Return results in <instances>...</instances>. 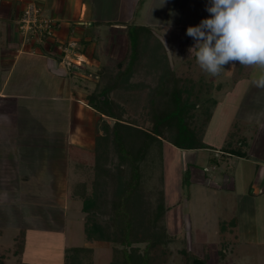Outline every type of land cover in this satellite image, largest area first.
<instances>
[{"label":"rangeland","instance_id":"1","mask_svg":"<svg viewBox=\"0 0 264 264\" xmlns=\"http://www.w3.org/2000/svg\"><path fill=\"white\" fill-rule=\"evenodd\" d=\"M100 1L103 3L101 5L107 4L105 6L107 12L103 13L113 18L115 15L113 12L116 10L112 7L113 0ZM155 2L147 8L142 18H138L142 20L140 24L130 22L126 25L125 31L119 32L121 35L119 56L101 58L102 67L98 69L100 70L99 78L95 77L96 74L78 75L71 72V69L68 70V74H61V69H55L54 66H50L51 74L58 78L57 83L61 78L63 82H66V76H68L75 85V94L80 96V99H85L86 103L97 86L103 87L114 74L124 72L131 58L125 54L129 47L127 33L130 30L131 36L135 35L133 37L137 38L136 29L132 26H143L147 32L146 41L151 44L144 48L141 44L142 46L138 45L136 49L137 55L146 60L136 67L141 75L133 76L130 82L127 79L119 82V88L111 90L109 96L124 107L122 113L124 119L135 123H145L148 126L151 122L148 118V108L145 105L147 99L150 98L149 87L153 85L149 76L157 71V67L158 69L160 67L157 61H151L150 55L151 52L154 53V49L157 50L160 47L162 42L165 48L159 50V55L165 51L164 55H169L176 74L196 84L195 92L199 97L197 116L200 121L202 109L209 105L213 110L216 116L213 119L215 131L211 127L208 129L207 126L204 130V139L206 138L207 142L219 148L181 150L166 142L162 146V161L158 157L156 148L150 151L142 168V182L147 190L154 191L157 187H164L166 210L163 223L170 238L164 246L165 253L160 264H187L183 251L185 249L206 259L208 264H264V169H262L264 161L261 158L262 155L257 153L259 147L255 141L250 142L254 140L253 135L259 129V123L264 119V88H258L253 83L254 79L264 75V69L258 65L246 66L229 63L214 76L204 72L196 61V49L193 48L190 52L195 41L186 33L181 32L180 34L179 32L200 22L208 0H167L160 1V6ZM88 3L89 6H95L97 1L90 0ZM89 10V12L95 11L92 7H89ZM41 14L57 21L54 15L49 14V10H41ZM175 21H177V28ZM0 23L5 31L4 36L0 35L1 49L7 47V42L10 40L7 28L11 26L3 20H0ZM83 23L79 22L80 25ZM106 24L110 25L106 22V27H108ZM171 32L179 33L176 40L175 34ZM142 37L144 36L140 38ZM67 40L71 41L72 38ZM73 40L78 42L76 37H73ZM28 42L32 41L29 39ZM48 46L50 45L46 44L44 48L48 49ZM88 51L89 54L93 52L91 49ZM47 54L56 55L54 52L50 53L49 49ZM2 64L0 61V86L8 71L7 66ZM232 66L235 68L234 72L227 77L226 70ZM29 68V63H25L23 59L14 72L7 91L17 90L21 82V94L30 96L33 92L37 98L18 99L19 102H23L24 105L48 103L47 100L41 98L47 97L46 94L53 89L47 87V79L44 78L46 74L40 75L35 66L32 70ZM98 70L96 69V72ZM63 71H66L65 67ZM243 74L250 77L249 84L243 83V86H246L245 94L238 98L243 100V103L241 100L235 101L237 103L235 104L236 113L231 118L233 108L226 111L228 105H222L221 100L226 98L225 95L229 91L235 90L236 92V82ZM143 78L144 81H142ZM211 100L217 103L213 105ZM193 101H196L195 96ZM56 113L58 114L57 111ZM237 113L245 115L249 121H244L241 118L242 115L238 116ZM96 114L94 127L92 126L93 119L90 120L86 113L85 121L86 125L88 124L86 129L89 130L92 126V132L96 129V133L98 131L101 134L100 126L103 120L113 125L115 119L108 116H103L104 119H102L100 113ZM53 115L50 118H53ZM13 119H16L15 116ZM49 120L43 116L33 117L26 110L23 109L22 112L20 109L16 121L18 135H25L30 130L28 124L32 128L43 125L47 130L51 128L47 125ZM67 120L66 118L62 122L63 126L67 125ZM25 123L27 127H24ZM49 123L54 124L53 120ZM223 123L225 125L222 127ZM72 124L76 125V121ZM40 134L41 132L36 130L33 133L27 132L26 138L32 137L27 140L26 138L21 139L18 153L0 152V259H3L5 264H69L72 262L74 251L71 249L67 252L65 248L83 246L88 250L80 253L82 264H111L114 258L122 257V251H120L122 246L95 237H87L84 230L86 213L82 210V199L78 200L80 197L76 198L72 193L74 185L63 183L64 179L59 176L51 178V171L44 167L48 165V159L54 155L55 162L58 164L62 162L52 152L51 144H58L63 139L56 140L45 136L48 133L40 139ZM244 134L248 136V141L251 143L248 152L254 158L247 159L232 155L233 157L224 159L225 154L220 146L232 140V145L239 147L240 139H245ZM213 138H217L216 141ZM66 140L64 138L65 144ZM81 140L77 137L70 141L69 147L72 145L82 147ZM57 148L55 147L54 150ZM71 152L70 149V155ZM87 157V154H83L81 157L77 156L76 159L71 157V160L77 167V173L80 171L81 175L85 176L84 180H87L89 184L88 190L92 192L95 169L90 162L86 163ZM17 163L20 165L15 167L17 173L13 174V166ZM161 163H163L162 168ZM67 167L62 169L67 171ZM18 172L28 177H14L19 175ZM55 172H57L56 168ZM41 174L44 176H40L42 179L34 177V175ZM235 219L237 221L234 224L232 220ZM20 230H25L27 234L22 256L16 252ZM140 246L144 248L145 244L142 243Z\"/></svg>","mask_w":264,"mask_h":264},{"label":"trees","instance_id":"2","mask_svg":"<svg viewBox=\"0 0 264 264\" xmlns=\"http://www.w3.org/2000/svg\"><path fill=\"white\" fill-rule=\"evenodd\" d=\"M132 27H135L138 37L131 36L128 29L126 56L131 58L124 72L114 74L103 87L97 86L87 99L88 105L96 109L102 119L108 116L115 122L111 125L103 120L100 126L102 133L96 136L92 150L70 146L71 157L76 159L88 154L86 163L90 162L95 169L92 192L85 182L75 184L73 194L83 201L87 237L122 246V257L114 258L111 264H160L165 253L164 246L170 239L163 223L165 190L164 187H157L154 191L145 188L142 182L143 165L154 148L162 161V146L166 142L181 150L213 148L204 139V130L211 121L213 110L209 105L202 109L200 121L197 116L199 97L195 92L196 84L176 74L169 55H164L165 51L159 55V50L165 48L161 42L160 47L150 55L152 62L160 64L159 69L157 67V71L149 76L153 85L149 87L150 98L145 100L151 124L147 126L145 121L141 124L124 119V107L111 98L109 92L119 88V82L126 79L130 82L133 76L141 75L136 67L146 60L137 55L136 49L138 45L144 48L151 44L146 41L148 37L143 26ZM99 72L95 73V77L99 78ZM194 96L196 101H193ZM211 101L213 105L216 103L215 100ZM232 144V140L228 141L221 151L240 157L248 156L244 149L246 139H240L239 147ZM236 221L232 220V223ZM142 243L145 244L144 248L140 246ZM17 245L16 252L22 254L25 247L24 230L20 232ZM71 249L74 254L69 264H82L80 253L88 249L78 246L66 251L70 252ZM183 251L187 264H208L206 259L186 249ZM0 264H5L3 259H0Z\"/></svg>","mask_w":264,"mask_h":264},{"label":"crops","instance_id":"3","mask_svg":"<svg viewBox=\"0 0 264 264\" xmlns=\"http://www.w3.org/2000/svg\"><path fill=\"white\" fill-rule=\"evenodd\" d=\"M29 1L36 2L38 6L41 8V10L43 11L49 10V14L54 15L55 19H57L58 22L57 27H59L58 29L56 28V33L60 38L64 40L70 38H72L73 40V37L77 38L79 47L76 50L77 51L76 60L81 59L83 62L80 69H78L79 72L74 70H71V72H75L78 75L88 74L92 76V74L96 73V69L98 70L102 67L101 58H111V56H117V57L119 56L121 49V47H119V45L121 46L120 44L121 35L119 32L125 31L127 29L126 25L130 22H134V24L141 22L142 20L138 18H142V16L144 15L143 13L147 10V8L153 5V2H155V0H113L112 7L116 8V10L113 12V14H115L113 18L112 16L109 17L107 13H103V12H107L105 7L107 4L101 5L103 3L100 0H96L97 3L95 4V6L88 5L89 4L88 2L90 0H0V20H3L4 22L6 21L11 26L10 28H7L9 29L8 36H10V40L7 42V47L6 48L2 47L0 49L1 50L0 61L3 63L2 64L3 66H7L8 68V71L7 73H5V76L0 86V152L6 151V152L18 153V148L21 139L23 140L27 137V132L29 133L31 131V133H33L34 130H36L37 132H41L40 139H42V136L48 133L45 136L52 137L53 139L56 140L59 138L63 139L58 144H51L53 146L52 152L56 154L59 157V160L61 159L62 162H59V164L55 162V158H54L55 155H54L52 156L53 158L50 157V159H48V165L44 166L45 169L51 171L50 172L51 178H56L59 176L60 178L64 179L63 183L67 185L69 184L75 185L78 183H85V182L88 183L87 180H84L85 176L81 175L80 171L79 173H77L76 171L77 167H75V165L73 164V161L71 160L69 154L70 151L69 144L70 141L79 137L82 139L81 140L82 143H80V145L82 146L81 148H83L85 151L92 150L95 147L96 136H98L100 133L98 131L96 133V129L93 130L94 132H92L91 127L92 126L95 127V121H96L95 118L97 115L96 113L99 114V112L90 105H88L87 100L85 103L84 102L85 99H80V96H77L75 94L74 92L75 85L69 80L70 78H68V76H66L67 78L66 82H63L62 78L58 81L59 83L56 82L58 78L55 75L51 74L50 66L52 67L54 66L53 62L54 60H57V55L50 56L47 54L48 49L50 53L54 52V54H57V52H55V47L48 46L47 49L44 48L43 44H38L33 42L29 43L28 40H25V37L22 36V34L18 31L17 19L21 15L25 4ZM160 1L165 2L167 0H158L155 3L159 4L160 6ZM111 2L112 1H110V3ZM89 7L94 8L95 11L89 12L90 11ZM202 14H203L202 16L203 18L209 15V13L206 10L205 11L203 10ZM60 22H61V27H60ZM79 22H84V23L83 25H80ZM106 22L110 24V25L106 24L108 27L105 26ZM174 24L175 27L177 28V21H175ZM186 30L187 28H185V30L180 31L179 33L180 34L181 32L186 33L185 32ZM179 33L171 32V34H175V40L177 39V35ZM0 35L1 36L5 35V31H3L2 28V23H0ZM166 46H168L167 43ZM88 49H91L93 52L89 54ZM97 56L98 58H96ZM23 59H25V63H29L30 66L29 69L32 70V67L35 66V68L39 71L40 75L43 76L46 74L44 78L47 79V87L49 89L53 88L52 89L53 92L51 91L50 93L46 94L47 97H41V98L47 100L48 103L47 102L39 103L40 105H34L29 103L28 105L26 104L24 105L23 102H19L18 99L33 100L34 98H37V95H35L33 92L32 95L30 96H26L24 93L21 94L20 91L21 90L20 87L22 85L21 82L17 90L7 91L8 85L12 80L13 74ZM91 67H93V69ZM234 69H235L234 66L228 67V69L226 70L227 77L234 72ZM68 73L69 72H67L66 74ZM49 76L51 78H49ZM249 80L250 77H248L247 75L243 74L242 76H240L236 82L237 84L236 92L235 90L233 92L229 91L228 94L225 95L226 98H224V100H221L222 105L224 104L228 105L226 111L229 110V108H233L231 112V118L233 117V115L235 116L236 113L235 104L237 105V103L235 101L241 100L238 99L239 96L242 97L245 94L246 86H243V83H248ZM79 89H82V87H79ZM242 101L243 100H241V103H243ZM17 105L19 106L18 112L16 111ZM19 108L22 109V112L23 109L26 110V112L28 114L30 113L33 117L43 116L46 117V119H50L47 125L51 126V128L45 130V127L43 125L40 126L37 125L34 128H32L28 124L30 130L27 131L25 135H18V127L16 121L20 113ZM55 108L58 114L56 113ZM86 113H88L90 120L93 119L92 126L90 127L89 130L86 129L88 125V124L86 125V121H85ZM52 114H54L53 118H50ZM237 114L238 116L240 115V113ZM241 115L240 116L241 118H243L244 121L247 120L249 121V119L246 118L245 115L243 114ZM14 116L16 119H13ZM215 117L216 116L213 112V116L207 127L208 129H210V127L213 128L214 131H215V126H213V122H214L213 119ZM66 118L68 119L67 125L63 126L62 122L66 120ZM52 120L54 124L49 123ZM74 121H76V125L72 124V122ZM222 121H224V119ZM25 125L26 126L24 127H27L26 123ZM224 125L225 124L223 123L222 127ZM26 129L28 130V128ZM53 132L56 134L53 135L54 134ZM30 137L32 136H28V138ZM244 137L246 139V145L244 146L245 147L244 149L247 151L248 156L243 158H247V159L254 158L252 157V155L249 154L248 150L249 147L251 146L250 142L255 141V144H257V146L259 147L257 153L262 155L261 158L264 161V119L262 122L259 123V129L253 135V139H254L253 141L251 140L249 142L248 136H246L245 134ZM28 138H26V140ZM64 138L67 139L66 144L64 142ZM216 139L217 138H213V140L215 141ZM205 142L212 147L219 148V146H215L212 143L207 142L206 138H205ZM2 143L4 145H1ZM223 146H220V148L222 149ZM55 147L58 148L54 150ZM207 149H211V148H207ZM232 155L237 156L234 154H225L223 158L229 159L233 157ZM19 165L20 163H17L15 166H13L14 169L13 174L17 173V171H15L16 170L15 167L16 166L18 167ZM66 166H68L67 171H65L66 169L65 170L62 169L65 168ZM263 167L264 166H262V169H264ZM55 168L57 172H55ZM85 168H87V166H85ZM18 174L19 175H16L14 177L22 178L27 176V175H21L20 172H18ZM40 176L44 177L43 174L34 175L36 179H42ZM75 196L76 198L78 197L77 195ZM78 200H81V198H79ZM67 204L68 203L66 201V207ZM21 231L22 230H20V232ZM26 242H27V234L25 231V245ZM74 247H78V246H74Z\"/></svg>","mask_w":264,"mask_h":264},{"label":"clouds","instance_id":"4","mask_svg":"<svg viewBox=\"0 0 264 264\" xmlns=\"http://www.w3.org/2000/svg\"><path fill=\"white\" fill-rule=\"evenodd\" d=\"M206 11L186 30L200 68L213 76L229 63L264 69V0H208ZM253 83L264 88V75Z\"/></svg>","mask_w":264,"mask_h":264},{"label":"built area","instance_id":"5","mask_svg":"<svg viewBox=\"0 0 264 264\" xmlns=\"http://www.w3.org/2000/svg\"><path fill=\"white\" fill-rule=\"evenodd\" d=\"M57 23V21L43 16L41 8L33 1L25 4L21 15L17 19L18 31L25 37V40L30 39L33 43L54 46L55 52L58 50L57 60L53 62L54 67L55 69L60 68L61 74H66L70 69H80L83 61L81 59L76 60L78 42L75 40L66 41L57 35ZM64 67L66 71H63Z\"/></svg>","mask_w":264,"mask_h":264}]
</instances>
